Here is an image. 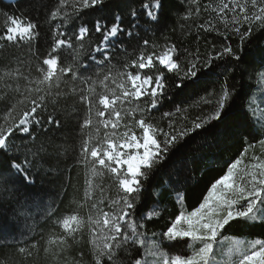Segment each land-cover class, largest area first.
Segmentation results:
<instances>
[{
    "label": "snow or ice",
    "instance_id": "obj_1",
    "mask_svg": "<svg viewBox=\"0 0 264 264\" xmlns=\"http://www.w3.org/2000/svg\"><path fill=\"white\" fill-rule=\"evenodd\" d=\"M186 3L184 20L208 13L196 28L225 41L235 36L237 48L212 45L201 55L167 37L163 44L150 39L149 33L162 31L165 0H128L125 8H113L111 18L91 24L83 21L85 10L101 11L108 0H56L43 19L38 12L33 18L0 9V104L7 109L0 122V214L11 211L24 258L43 241L55 264H85L83 253L77 259L66 253L86 232L93 264H264V239L226 236L233 222L264 224V64L250 73L256 86L244 98L245 140L254 142L192 210L184 206V192L169 183L181 210L165 230L147 227L167 211L160 192L148 193L151 178L190 140L222 123L238 96L228 83L232 77L213 87L208 73L220 67L225 76L243 73L242 46L264 31V0H215L203 8L200 0ZM41 7L42 0H31L30 11ZM45 25L50 44L42 54L36 45ZM21 46L31 52L29 59L12 55ZM194 87L204 93H195L196 103L209 107L189 125L184 101L173 97ZM169 102L173 110L162 112ZM78 104L86 109L82 121ZM17 105H23L20 113ZM158 112L166 128L156 120ZM73 132L82 137L78 153L68 146ZM257 145L260 152L249 155ZM64 157H75L87 176L82 199L70 200L61 213L64 173L71 171L60 167L67 165ZM46 185H57L54 198ZM37 216L51 224L46 240L43 233L32 238ZM181 241L188 250L173 252Z\"/></svg>",
    "mask_w": 264,
    "mask_h": 264
},
{
    "label": "trees",
    "instance_id": "obj_2",
    "mask_svg": "<svg viewBox=\"0 0 264 264\" xmlns=\"http://www.w3.org/2000/svg\"><path fill=\"white\" fill-rule=\"evenodd\" d=\"M30 2L31 0H0V9L10 10L17 15L22 13L30 14L33 18H36L38 12L40 18L43 19L50 11L51 6L56 3V0H42V7L37 9V11H30ZM127 2L128 0H108L109 6L101 11L85 10L83 21L91 24L101 16L111 18L113 8L116 6L125 8ZM207 3H215V0H200L201 8ZM188 7L189 5L186 3V0H165V10L161 26L162 31L156 33L155 36L149 33V38L155 39L160 44H163L164 38L167 37L169 41L175 42L182 48H187L189 51L195 52L196 49H199L201 55H207L212 50V45H216L217 50L223 44H231L233 48H237L238 38L235 36H229L225 41L223 36H219L215 32H204L196 28V24L203 23L208 19V13L202 11L199 17L184 20L183 16ZM83 21L77 22L80 23ZM4 24V17L0 13V31L3 30ZM48 27V25H45L41 30V36L36 45V49L42 54H46L49 50L50 36L47 31ZM197 36H199V39H197ZM36 49H33V51ZM240 54L242 60L240 68L244 70L243 73H228L225 76L222 75L225 71L224 67H220L216 68L213 72H209L206 78L209 85L218 87L229 76L232 77L228 79V83L235 87L238 96L235 98L231 107L226 109L227 115L223 118V122L218 124L215 129H211L205 136H197L194 141L190 140L185 144L172 160L151 178L150 186H146L148 193H161L159 197L161 207H166L167 209L160 218L147 225L149 230L157 233L165 230L170 218H174V215L178 214L181 210L180 206L175 204L174 192L172 188L168 187L169 183L184 192V206L187 210H192L202 201L210 185L224 174L227 165L240 156L241 152L248 146V143L254 142L251 138L248 141L245 140L247 130L249 129V121L244 112V98L256 86V81L250 77V73L264 64V31L256 32L253 38L245 41ZM12 55L21 60H27L31 57V52H29L27 47L21 46V48L15 49ZM229 61L236 63L235 61H231L230 58ZM13 66H15V61H13ZM2 71L3 69H0V72ZM196 92H200V87L188 89L181 96L173 97L177 103L181 100L184 101L181 106L187 109V111L183 118L189 125L198 115L203 114L202 109L209 107L196 103L199 98L195 95ZM200 94L204 95L203 92H200ZM78 108V115L82 121L83 116L86 114V109L82 104H78ZM22 110L23 105H17L16 112L20 113ZM172 110L173 104L169 102L165 104L162 112ZM6 111L7 109L0 104V122L3 121ZM155 118L161 126L166 128L168 121L167 119H161L160 112L156 113ZM173 119L179 120L181 117H173ZM81 142L82 137L77 132H73L68 145L70 153L73 150L78 153ZM253 151L259 153L260 146L257 145L255 150L249 149V155ZM64 159L67 160V165L61 163L60 167H70L71 171H66L63 178L67 187V195L61 194L63 203H60L59 200L57 201V203H60L61 213L67 211L70 200L82 199L87 176V169L82 164H76L75 157L72 159L64 157ZM177 172H179L178 179ZM189 176L191 179H188ZM46 187L54 198L58 190L57 185H46ZM155 199L156 197L153 196V200ZM29 223L32 222L29 221ZM50 227V222L40 219L37 216L36 231L33 233L32 238L39 240L38 234L43 233L46 240ZM14 235L16 239H13ZM226 236L227 239L230 237L264 239V224H251L242 221L233 222L231 227L227 228ZM17 240H19V232L12 222L11 211L5 210L0 214V261H3L4 264H55L52 257L44 253L43 241L40 243L39 250L34 252L31 258L26 259L17 251L18 247L22 246L17 243ZM86 241L87 233L85 232L84 239L75 242L66 255L71 259H77L83 253L85 264H93L92 252ZM171 250L173 252H185L188 249L184 242L181 241Z\"/></svg>",
    "mask_w": 264,
    "mask_h": 264
},
{
    "label": "rangeland",
    "instance_id": "obj_3",
    "mask_svg": "<svg viewBox=\"0 0 264 264\" xmlns=\"http://www.w3.org/2000/svg\"><path fill=\"white\" fill-rule=\"evenodd\" d=\"M232 239H233V238L230 237V238H228L227 240H228V241H231ZM224 247H225V250H226V249H227V242L225 243Z\"/></svg>",
    "mask_w": 264,
    "mask_h": 264
}]
</instances>
